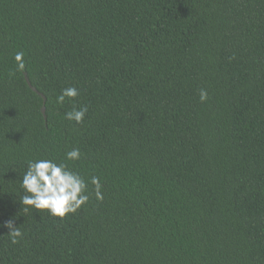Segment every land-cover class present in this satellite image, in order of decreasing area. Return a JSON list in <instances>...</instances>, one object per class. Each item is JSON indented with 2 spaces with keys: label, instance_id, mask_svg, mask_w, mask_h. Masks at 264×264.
<instances>
[{
  "label": "trees",
  "instance_id": "trees-1",
  "mask_svg": "<svg viewBox=\"0 0 264 264\" xmlns=\"http://www.w3.org/2000/svg\"><path fill=\"white\" fill-rule=\"evenodd\" d=\"M37 158L87 204L25 211ZM0 264H264V0H0Z\"/></svg>",
  "mask_w": 264,
  "mask_h": 264
},
{
  "label": "clouds",
  "instance_id": "clouds-1",
  "mask_svg": "<svg viewBox=\"0 0 264 264\" xmlns=\"http://www.w3.org/2000/svg\"><path fill=\"white\" fill-rule=\"evenodd\" d=\"M18 69H23V53L18 52L15 55ZM80 95L75 86L63 88L57 96V102L63 104L66 98L69 101L74 100ZM208 98L207 91L200 90L201 102ZM87 113V106L79 109L73 108L65 113V118L69 121H75L77 124L83 122ZM80 149L72 148L65 153V159L75 161L80 159ZM88 183L79 172L69 168L64 162H57L51 158H37L27 161L26 171L21 180V188L25 195L21 198V203L25 205V211L36 209L38 211L47 210L48 214L53 217L64 218L68 214L75 213L82 206L86 205L89 200ZM90 183L94 186V192L97 199H103V193L100 189L103 187L98 176H92ZM10 242L19 243L23 238V232L13 226V221L5 222Z\"/></svg>",
  "mask_w": 264,
  "mask_h": 264
},
{
  "label": "water",
  "instance_id": "water-1",
  "mask_svg": "<svg viewBox=\"0 0 264 264\" xmlns=\"http://www.w3.org/2000/svg\"><path fill=\"white\" fill-rule=\"evenodd\" d=\"M26 78H27V82H28V84L32 87V89L35 90V91H37L40 95L43 96L44 104H43V106H42V112H43V114L45 115V112H46V105H45L46 97H45L40 91H38L37 88H36L35 86L32 85V83H31V81H30V79H29L28 77H26ZM45 117H46V116H45Z\"/></svg>",
  "mask_w": 264,
  "mask_h": 264
}]
</instances>
